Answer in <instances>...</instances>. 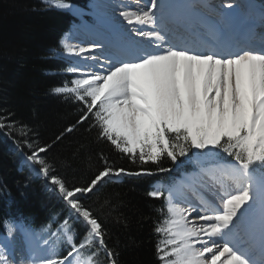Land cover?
Here are the masks:
<instances>
[{
	"label": "snow or ice",
	"instance_id": "1",
	"mask_svg": "<svg viewBox=\"0 0 264 264\" xmlns=\"http://www.w3.org/2000/svg\"><path fill=\"white\" fill-rule=\"evenodd\" d=\"M44 3L73 7L68 0ZM224 6L238 7L235 0ZM119 7L126 22L122 42L100 39L84 46L71 43L69 34L61 39L64 54L85 62L69 67L77 78L52 91L80 102L78 123L91 119L97 139L110 142L133 163L159 165L165 157L175 163L190 154L202 161L193 176L170 186L158 182L147 193L164 201L163 219L154 228L160 264H264V36L257 45L235 34L226 20L207 35L181 36L169 26L162 0ZM10 115L0 116V130L8 129V136L16 131L25 163L44 176L69 209L58 232L70 250L61 257L51 247V255L32 256L31 264H103L102 253L106 264H119L104 224L81 198L109 177L155 173L144 167L128 171L101 154L102 169L85 185L69 187L44 158L48 146L31 141V130ZM7 227L13 239L16 233L28 234L18 223ZM10 261L5 244L0 264Z\"/></svg>",
	"mask_w": 264,
	"mask_h": 264
},
{
	"label": "trees",
	"instance_id": "2",
	"mask_svg": "<svg viewBox=\"0 0 264 264\" xmlns=\"http://www.w3.org/2000/svg\"><path fill=\"white\" fill-rule=\"evenodd\" d=\"M85 1L68 0L81 8ZM71 18L72 14L47 6L44 0H0V116L11 114L18 126L31 130V141L48 146L44 158L69 187L85 185L102 169L101 154L128 171L152 170L154 175L120 182L105 179L81 200L104 224L107 244L119 254V264H160L156 255L160 237L154 228L163 219L159 210L164 201L147 193L154 183L168 186L187 167L180 168L167 157L159 165L133 163L110 142L97 139L98 129L91 127V119L78 123L80 102L52 91L72 77L63 70L58 43ZM7 131L0 130V234L4 223L17 221L55 242L62 257L67 246L58 229L69 217V209L25 165L19 167L15 141L22 138L15 130L12 136ZM23 151L31 154L26 147ZM159 167L170 171L160 173ZM75 227L83 232L79 224ZM100 259L106 264L103 253Z\"/></svg>",
	"mask_w": 264,
	"mask_h": 264
},
{
	"label": "bare ground",
	"instance_id": "3",
	"mask_svg": "<svg viewBox=\"0 0 264 264\" xmlns=\"http://www.w3.org/2000/svg\"><path fill=\"white\" fill-rule=\"evenodd\" d=\"M124 1L133 2V0H93L91 3L94 12L98 16V23L101 27L111 29L113 35L121 36L125 35L124 28L126 27V22L122 20L119 16V12L121 11L119 5L124 3ZM171 0H162V3L170 2ZM255 2V6H251V10L257 8V11H251V14L259 17L261 16V9H264V0H253ZM121 2V3H120ZM227 0H207L202 5L197 6L194 2H192V8L189 12L191 13V21H184L180 19V22L184 26H188V28L194 30V27H205L211 25L212 27L219 28L222 26L223 21H227L230 24L231 30L235 34H240V28L243 26L244 22H242V17L245 12L240 8L239 3H236L238 7H233L231 10L227 9L225 11V6ZM143 3V0H141ZM220 6V8L218 6ZM180 11V10H179ZM203 13H208L211 17L210 22H205V19L202 16H205ZM202 14V15H201ZM201 15V16H200ZM217 16L221 18L218 19ZM215 17L216 19H214ZM239 17V18H237ZM264 27V25H263ZM264 36V34L262 35ZM261 38V36L258 35ZM93 40H97L94 37H91L89 34L81 32H77L76 36L72 39L73 44L84 45L87 46V43ZM78 63H84V57H75ZM82 71H87L86 68H82ZM187 179V178H185ZM3 241L7 244V250L10 254V264H31L30 257L40 255L38 253V249L35 246L29 243V239L25 235H21L19 233L15 234V238L5 236L3 237ZM34 247V249H33Z\"/></svg>",
	"mask_w": 264,
	"mask_h": 264
},
{
	"label": "rangeland",
	"instance_id": "4",
	"mask_svg": "<svg viewBox=\"0 0 264 264\" xmlns=\"http://www.w3.org/2000/svg\"><path fill=\"white\" fill-rule=\"evenodd\" d=\"M93 1V0H92ZM88 10H89V12L91 13H93V14H95V12L94 11H92L91 10V7L88 5ZM227 10V8L225 7V11ZM88 14L89 13H86V15L88 16ZM74 29H76V28H74ZM77 32L79 33V32H81V29L79 28V30H77ZM76 32V33H77ZM71 35H73L72 33H71ZM76 36V35H75ZM66 56H68L67 54H65ZM69 57V56H68ZM70 59H73V60H75V58L74 57H69ZM76 65V64H75ZM75 78H77V77H75ZM196 152V150H193V153H195ZM223 156H226L225 154H222ZM190 156H191V158H186V157H180V159H182V161H185V163H186V161L188 162V164L190 163V164H194V162H202L201 160H199V159H197V160H194V158H195V155H191L190 154ZM195 166V165H194ZM120 177V176H119ZM119 177H116V178H119ZM61 178H62V175H61ZM112 178H115L114 176L113 177H109V178H107V179H112ZM5 235H8V227L6 226V234ZM26 237L27 238H29V243L30 244H33L34 246H35V248H37L38 249V253L41 255V256H43V255H51L52 253H51V251H50V248L51 247H53L51 244H45V242H43V241H40V239L39 238H37V237H35V236H33V235H29V234H27L26 235ZM6 243L3 241V237H0V248H2L3 247V245H5Z\"/></svg>",
	"mask_w": 264,
	"mask_h": 264
}]
</instances>
